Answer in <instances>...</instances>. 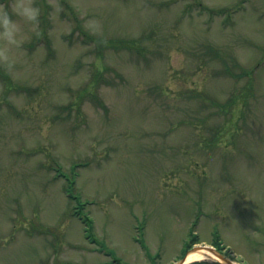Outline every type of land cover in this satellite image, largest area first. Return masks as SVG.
Segmentation results:
<instances>
[{
	"label": "rangeland",
	"instance_id": "1",
	"mask_svg": "<svg viewBox=\"0 0 264 264\" xmlns=\"http://www.w3.org/2000/svg\"><path fill=\"white\" fill-rule=\"evenodd\" d=\"M12 4L0 264H174L194 237L264 264V0Z\"/></svg>",
	"mask_w": 264,
	"mask_h": 264
},
{
	"label": "clouds",
	"instance_id": "2",
	"mask_svg": "<svg viewBox=\"0 0 264 264\" xmlns=\"http://www.w3.org/2000/svg\"><path fill=\"white\" fill-rule=\"evenodd\" d=\"M11 8L12 13H14L16 16L23 18L25 21L32 24L39 23L41 10L40 8L34 6L33 0H13ZM19 31L20 29L18 24L12 19V16L4 8V6L0 5V41L4 42V46H18ZM8 61V55H5L3 52H0V62H3L9 68H11V65L8 63Z\"/></svg>",
	"mask_w": 264,
	"mask_h": 264
},
{
	"label": "trees",
	"instance_id": "3",
	"mask_svg": "<svg viewBox=\"0 0 264 264\" xmlns=\"http://www.w3.org/2000/svg\"><path fill=\"white\" fill-rule=\"evenodd\" d=\"M88 37L90 38L91 36H88ZM212 50H213V49H211L210 51H212ZM213 51H215V50H213ZM215 53H216V51H215ZM243 75H250L249 70L245 71V72L243 73ZM252 83H253L252 80H250V81L248 82L249 85H252ZM238 97H239V95L233 94V95L230 97V99L227 100V102L221 104V106H220L221 109H223V110L226 111L227 113H231V109H232L234 106H236V102H237V98H238ZM87 223H89V218H87ZM197 240H198V238L194 237V238L192 239V243L190 242V243H188V244L186 245V250H187V249H190V248L192 247L193 244L197 243V242H198ZM218 245H219V243H218ZM192 264H221V263L195 262V263H192Z\"/></svg>",
	"mask_w": 264,
	"mask_h": 264
},
{
	"label": "bare ground",
	"instance_id": "4",
	"mask_svg": "<svg viewBox=\"0 0 264 264\" xmlns=\"http://www.w3.org/2000/svg\"><path fill=\"white\" fill-rule=\"evenodd\" d=\"M204 259L220 260L221 258L213 250H210L207 247L201 246L189 253L186 263L204 260Z\"/></svg>",
	"mask_w": 264,
	"mask_h": 264
},
{
	"label": "water",
	"instance_id": "5",
	"mask_svg": "<svg viewBox=\"0 0 264 264\" xmlns=\"http://www.w3.org/2000/svg\"><path fill=\"white\" fill-rule=\"evenodd\" d=\"M195 249H196V248H195ZM195 249H193V251H194ZM208 249L213 250V251H214V252H215V253L221 258V262H222L223 264H233V262H232L229 258L225 257L224 255H222L221 253H219L217 250H214V249H212V248H208ZM190 252H191V251H190ZM188 255H189V253L187 254V256H186L184 259H182L181 261H179L177 264H185Z\"/></svg>",
	"mask_w": 264,
	"mask_h": 264
}]
</instances>
